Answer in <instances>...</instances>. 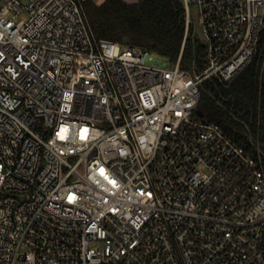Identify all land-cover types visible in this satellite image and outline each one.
I'll return each instance as SVG.
<instances>
[{
  "label": "built area",
  "instance_id": "1",
  "mask_svg": "<svg viewBox=\"0 0 264 264\" xmlns=\"http://www.w3.org/2000/svg\"><path fill=\"white\" fill-rule=\"evenodd\" d=\"M182 3L191 69L94 39L79 0H0V264H264V149L198 114L252 60L264 0Z\"/></svg>",
  "mask_w": 264,
  "mask_h": 264
},
{
  "label": "trees",
  "instance_id": "2",
  "mask_svg": "<svg viewBox=\"0 0 264 264\" xmlns=\"http://www.w3.org/2000/svg\"><path fill=\"white\" fill-rule=\"evenodd\" d=\"M92 29L93 38L123 41L149 48L180 66L202 65L205 48L192 30L186 36L182 0H79ZM264 29L250 61L230 81L208 79L201 86L199 109L204 117L219 123L249 152L253 140L264 149Z\"/></svg>",
  "mask_w": 264,
  "mask_h": 264
},
{
  "label": "rangeland",
  "instance_id": "3",
  "mask_svg": "<svg viewBox=\"0 0 264 264\" xmlns=\"http://www.w3.org/2000/svg\"><path fill=\"white\" fill-rule=\"evenodd\" d=\"M95 1L100 3L103 0H95ZM129 2H137V1L129 0ZM190 17H191L192 22L194 23V35L197 36L198 38H203L202 25H201V22L199 20L198 9L195 5L190 6ZM168 66L170 67L173 65L168 64Z\"/></svg>",
  "mask_w": 264,
  "mask_h": 264
},
{
  "label": "water",
  "instance_id": "4",
  "mask_svg": "<svg viewBox=\"0 0 264 264\" xmlns=\"http://www.w3.org/2000/svg\"><path fill=\"white\" fill-rule=\"evenodd\" d=\"M123 43H126V44L129 43V37H125L123 40ZM198 114L201 116H204L203 112L200 109L198 110Z\"/></svg>",
  "mask_w": 264,
  "mask_h": 264
}]
</instances>
